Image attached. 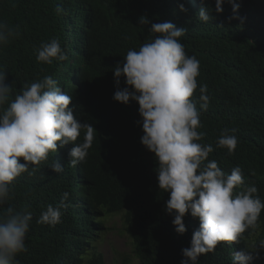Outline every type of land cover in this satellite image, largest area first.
Wrapping results in <instances>:
<instances>
[{
	"label": "clouds",
	"instance_id": "obj_1",
	"mask_svg": "<svg viewBox=\"0 0 264 264\" xmlns=\"http://www.w3.org/2000/svg\"><path fill=\"white\" fill-rule=\"evenodd\" d=\"M123 1H65L63 8H56L55 20L62 27L52 26L56 37L51 40L45 36L34 40L22 28V42L36 41V62L56 67L42 80L23 85L14 98V84H6V72L0 70V207L7 204L16 181L33 188L48 185L42 174H56L54 183L61 190L53 195L47 186L52 200L34 223L58 229L47 235L56 244L47 264H74L65 256L68 252L106 264L99 245L106 234L117 231L129 238L128 220L133 224L137 212L131 201L146 188L159 194L162 206L157 220L141 221L147 224L148 237L163 236L166 229L175 235L194 231L191 246L182 250L181 264H199L200 256L214 253L221 242H226V249L220 250L226 251L230 264H252L258 257L240 249L239 243L248 230L259 228L264 200L257 187L248 184L264 176L257 172L264 159L241 140L264 149V0H181L180 11H188L200 27V32L189 28L209 65L195 53H186L181 38L188 41L190 31L173 24L175 19L151 24L142 45L113 65L116 91H110L109 100L129 109L130 118L137 116L135 102L139 105L143 134L137 144L151 161L156 191L124 166L106 172L107 178L100 175L98 188L87 176L67 177L68 170L82 166L101 140L104 144L109 140L100 132L99 138L85 120L110 123L103 105L84 93L83 85L88 69H94L89 64L95 43L90 29ZM134 8L140 12V3ZM29 18L37 21L41 15L31 13ZM149 23L147 17L139 18L140 25ZM19 35L18 26L0 22V45ZM137 39L132 40L138 43ZM245 42L251 46L241 47ZM71 50L76 52L73 57ZM98 63L103 73L101 57ZM211 75L217 76V83ZM122 79L127 85L123 88ZM227 103L230 130L209 127L205 120L219 117ZM216 104L217 112L209 116ZM96 193L105 197L109 211L96 205ZM8 206L0 214V264H16V257L27 252L26 239L33 232L31 211L20 204ZM126 246L129 252L118 253L113 264L126 260L140 264L130 244ZM258 247L264 248V240Z\"/></svg>",
	"mask_w": 264,
	"mask_h": 264
},
{
	"label": "trees",
	"instance_id": "obj_2",
	"mask_svg": "<svg viewBox=\"0 0 264 264\" xmlns=\"http://www.w3.org/2000/svg\"><path fill=\"white\" fill-rule=\"evenodd\" d=\"M65 1L67 0H0V22L13 27L18 26L20 33L18 37L10 40L7 44L0 45V70L6 72V84L9 86L14 84L11 98H14L23 85H30L32 82L42 80L45 76L51 75L52 70L56 67L48 64L41 66L36 62L34 56L36 41L30 45L22 42L19 39L22 34V28L30 31L27 34L32 36L34 40L43 36L49 40L54 39L56 35L52 26L58 30L62 27L57 21L58 19L55 20V16L58 15L56 8L57 6L63 8ZM122 3L124 5L119 6L117 11L111 12L104 22L94 21L95 27L90 29L95 43L94 49L91 51V54H93L89 59V64L94 69H88L87 84L83 85V92L92 96L95 101L103 105L110 123L91 119L85 120L97 129L99 138L101 134H105L109 137V140L108 142L106 141V144H104L105 141L101 140V143H98L99 146L95 147L93 151H89V155L86 161L82 163V166L79 168L71 167L68 170L67 174L69 175L67 177H70V180H76L81 175L83 177L87 176L93 186L98 188L102 185L100 175L107 178L106 172H113L117 169L122 170V166H124L131 169L139 179L146 181L156 191L151 161L147 153L142 152L137 144V137L143 134L139 105L135 102L137 116L135 117L134 115L130 118L129 109L119 108V102L115 101L117 105L115 106L109 100L110 91L113 94L116 91L113 72L115 66L113 67V65L117 60H121V57H124L130 49L142 45L141 43L145 40L147 32L153 23L169 22V19H175L177 21L173 24L177 27H191L198 32L201 30L188 11L187 13L180 11L181 0H125ZM136 3H140V12L137 8H134ZM99 6L97 4L93 9ZM130 12L139 13L129 15ZM31 13L40 14V20H30L29 14ZM140 17H147L150 23L140 25ZM122 29L126 31L127 35L121 32ZM189 31L190 37L188 41L185 36L181 38V43L185 46L186 53L189 56H193V53H195L205 61L206 65H209L204 52L199 50L190 28ZM150 34L153 38L156 35L155 33ZM132 39H137L138 43ZM240 46L249 47L251 43H241ZM75 54L76 52L71 50V57ZM83 56L84 53L82 51L80 57ZM100 57L105 65L103 73L99 70L98 60ZM223 69H225L224 66L221 67V70ZM211 78L216 83L218 82L217 76L211 75ZM201 80H203V74ZM126 86L122 79L120 87ZM193 98L198 99V95L194 93ZM197 108L199 109L198 103ZM217 109L218 106L216 104L209 116L214 115ZM230 111V106L227 103L219 117L206 119L205 123L209 127L219 129L222 132L224 129H228L226 125ZM241 143L247 146L252 153L256 154L260 160L264 159L263 148H259L245 139H242ZM257 172L264 175V165ZM55 175L47 173L41 175L47 181L53 195L58 194L61 190V187L54 183L56 181ZM123 178L128 180L124 173ZM48 185L26 188L16 181L11 188V196L7 204L5 203L0 207V214H2L7 211L8 205L20 204L22 209L31 211L33 214V221L30 225L33 232L30 234L29 240L26 239L28 250L16 257V264H47L48 257L56 252V244L47 235H54L58 229L38 227L34 224L37 223L36 220L41 212L52 200L51 193L46 190ZM248 185L257 187L259 197L264 200V176L256 177ZM158 195L144 188L139 198L131 201L134 210L136 209L137 212L134 213L136 217L133 224H131L130 218L128 220L125 232H128L130 236L127 238V243L130 244L131 254L138 257L140 264H181L182 259H184L182 250L191 246L194 231L184 235H175L176 233L166 229V234L153 239L146 234V222H141L144 220L152 222L159 218L162 206ZM94 200L97 206L109 211L105 197L96 193ZM258 223L259 228L255 231L248 230L239 243L240 249L244 248L253 251L254 257H258L253 260L252 264H264V248L258 247L260 241L264 240V211H262ZM37 232L43 235L39 236ZM148 233L150 234L149 230ZM223 244H226V242H221L214 253L201 255L199 264H230L231 259L228 258L226 251L220 250L226 249ZM83 255L78 258V254L68 252L65 256L74 261V264H99L97 260L89 259ZM124 256L126 257L127 255ZM123 263L130 264V261L126 260Z\"/></svg>",
	"mask_w": 264,
	"mask_h": 264
},
{
	"label": "rangeland",
	"instance_id": "obj_3",
	"mask_svg": "<svg viewBox=\"0 0 264 264\" xmlns=\"http://www.w3.org/2000/svg\"><path fill=\"white\" fill-rule=\"evenodd\" d=\"M127 237L121 232L114 234H106L103 242L99 245L98 251L105 254L106 264H113L118 253L123 251L129 252V247L126 246ZM118 264H121L119 261ZM133 264H137L136 262Z\"/></svg>",
	"mask_w": 264,
	"mask_h": 264
}]
</instances>
